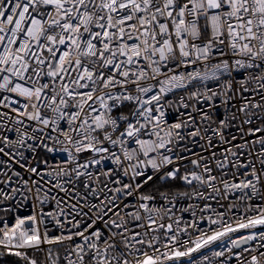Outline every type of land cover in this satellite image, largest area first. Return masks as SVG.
I'll return each instance as SVG.
<instances>
[{
    "label": "snow or ice",
    "instance_id": "1",
    "mask_svg": "<svg viewBox=\"0 0 264 264\" xmlns=\"http://www.w3.org/2000/svg\"><path fill=\"white\" fill-rule=\"evenodd\" d=\"M0 264H264V0H0Z\"/></svg>",
    "mask_w": 264,
    "mask_h": 264
}]
</instances>
